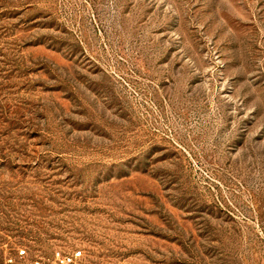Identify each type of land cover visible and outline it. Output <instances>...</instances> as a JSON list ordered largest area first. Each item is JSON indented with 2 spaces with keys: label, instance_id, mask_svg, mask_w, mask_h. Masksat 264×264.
Listing matches in <instances>:
<instances>
[{
  "label": "rangeland",
  "instance_id": "1",
  "mask_svg": "<svg viewBox=\"0 0 264 264\" xmlns=\"http://www.w3.org/2000/svg\"><path fill=\"white\" fill-rule=\"evenodd\" d=\"M76 252L264 264V0H0V264Z\"/></svg>",
  "mask_w": 264,
  "mask_h": 264
},
{
  "label": "built area",
  "instance_id": "2",
  "mask_svg": "<svg viewBox=\"0 0 264 264\" xmlns=\"http://www.w3.org/2000/svg\"><path fill=\"white\" fill-rule=\"evenodd\" d=\"M21 259H25L27 256V252L26 251H20L19 253ZM83 256L82 252H76L73 255H70L68 257H66L64 259V263L65 264H76L78 260H80ZM6 264H16L15 260L12 258L7 259ZM37 264H41V263H37Z\"/></svg>",
  "mask_w": 264,
  "mask_h": 264
}]
</instances>
